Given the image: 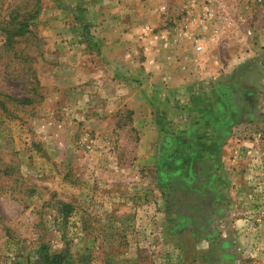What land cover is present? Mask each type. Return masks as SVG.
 Wrapping results in <instances>:
<instances>
[{
    "label": "rangeland",
    "instance_id": "374dc122",
    "mask_svg": "<svg viewBox=\"0 0 264 264\" xmlns=\"http://www.w3.org/2000/svg\"><path fill=\"white\" fill-rule=\"evenodd\" d=\"M212 12L209 68L244 118L229 187L199 198L140 163L138 86L146 46ZM51 261L264 264V0H0V264Z\"/></svg>",
    "mask_w": 264,
    "mask_h": 264
},
{
    "label": "crops",
    "instance_id": "0c3cea01",
    "mask_svg": "<svg viewBox=\"0 0 264 264\" xmlns=\"http://www.w3.org/2000/svg\"><path fill=\"white\" fill-rule=\"evenodd\" d=\"M213 14L196 28L181 21L165 28L159 53L146 46L147 80L138 86L146 97V110L140 109L133 97L128 102L135 112L136 124L144 113L141 111H146L153 118L146 129H155L157 135L155 143L147 140L148 135L142 141L140 163L156 168L163 186L184 182L187 194L199 198L210 193L207 186H216L219 194L225 185L229 187L232 169L228 167L226 152L232 145V129L244 118V109L235 104L238 90H218V75L209 68L215 66L213 45L206 44L203 33L219 29ZM158 84H162V90ZM200 205L204 206L199 202L190 207L198 211ZM190 216L192 224L193 214Z\"/></svg>",
    "mask_w": 264,
    "mask_h": 264
},
{
    "label": "trees",
    "instance_id": "16d2710c",
    "mask_svg": "<svg viewBox=\"0 0 264 264\" xmlns=\"http://www.w3.org/2000/svg\"><path fill=\"white\" fill-rule=\"evenodd\" d=\"M18 30V33H22L26 30V25L22 24ZM221 90H226V86L225 87H220ZM226 92V91H225ZM66 207L70 208V205L69 204H64ZM45 264H60L58 263V261H51L50 263H45Z\"/></svg>",
    "mask_w": 264,
    "mask_h": 264
}]
</instances>
